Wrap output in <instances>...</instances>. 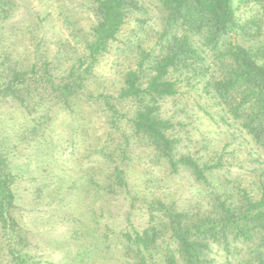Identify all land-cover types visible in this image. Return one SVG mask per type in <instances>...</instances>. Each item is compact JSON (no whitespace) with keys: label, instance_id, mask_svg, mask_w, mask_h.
Wrapping results in <instances>:
<instances>
[{"label":"rangeland","instance_id":"obj_1","mask_svg":"<svg viewBox=\"0 0 264 264\" xmlns=\"http://www.w3.org/2000/svg\"><path fill=\"white\" fill-rule=\"evenodd\" d=\"M137 2L140 11L129 13L93 62L87 45L99 20L94 0H0V154L16 195L12 220L0 219V264H16L13 246L39 264H71L83 249L89 264H124L117 234L162 226L165 207L201 216L234 187L260 195L264 148L209 88L223 70L200 39L205 66L174 74L178 92L159 101V114L174 123L177 159L220 164L207 173L213 188L182 163L174 169L135 132L138 105L121 96L125 76L138 65L139 44L158 47L164 25L159 0ZM233 3L248 29L227 38L220 52L235 42L264 62L262 8ZM76 77L81 85L65 95ZM105 234L114 247H100ZM160 242L176 249L168 229ZM211 249L217 262L234 260L217 243Z\"/></svg>","mask_w":264,"mask_h":264},{"label":"trees","instance_id":"obj_2","mask_svg":"<svg viewBox=\"0 0 264 264\" xmlns=\"http://www.w3.org/2000/svg\"><path fill=\"white\" fill-rule=\"evenodd\" d=\"M99 20L93 28L94 40L88 43L89 57L107 51L126 22L129 13L141 9L137 0H94ZM234 0H159L164 25L159 35L158 47L151 50L139 44V59L135 69L125 76L121 92L124 98L137 102V112L132 120L133 128L140 137L152 145L159 155L168 158L175 169L182 163L191 169L196 180L209 182L207 173L219 168V163L201 165L192 157L177 159V139L171 133L174 123L159 114V101L177 94L180 78L175 73L190 72L204 58L203 49L196 38L216 54L223 72L210 80L209 88L224 104L234 118L242 119V125L255 142L264 148V62L259 52L251 51L242 44L231 42L228 49L220 52L231 35L245 33L248 24L237 17ZM240 3L259 4L264 15V0H239ZM140 26L145 21L137 19ZM85 69L84 71H86ZM182 70V71H181ZM209 70V69H207ZM72 78L64 86L65 95H72L81 81ZM82 80V76L80 75ZM146 79L145 81L143 79ZM78 81V82H77ZM118 179L124 181L117 169ZM14 175L7 159L0 154V219L9 221L15 206ZM228 185V184H227ZM213 188V186H212ZM260 195H252L246 188L234 187L222 197L216 196L207 215H193L165 207L162 226L150 225L142 231H122L117 242L122 243L124 264H225L211 255L212 245L217 243L226 252L227 264H264V184ZM6 222V223H7ZM176 242V249L165 247L160 238L166 230ZM111 236L103 235L102 249L110 244ZM105 244V245H104ZM234 244V245H233ZM98 246V245H95ZM86 249L76 252L71 264H89ZM16 264H39L28 261L12 247ZM87 261V262H86Z\"/></svg>","mask_w":264,"mask_h":264}]
</instances>
